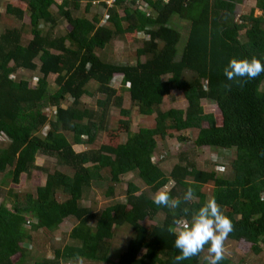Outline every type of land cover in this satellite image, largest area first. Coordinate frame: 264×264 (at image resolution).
Instances as JSON below:
<instances>
[{
    "label": "trees",
    "instance_id": "16d2710c",
    "mask_svg": "<svg viewBox=\"0 0 264 264\" xmlns=\"http://www.w3.org/2000/svg\"><path fill=\"white\" fill-rule=\"evenodd\" d=\"M81 1L85 2L82 12L88 13L96 0H10L5 8L4 14L19 27L0 34V137L9 140L0 148V175L17 185L21 175L45 171L36 164L37 154L55 158L70 173H46L45 185L35 192L8 190L5 195L0 185V198L5 195L0 203V264H24L30 255L34 238L24 226L27 216L34 221L33 230L50 232L66 218L76 220L68 232L71 241L34 264L79 258L105 261L115 230L124 224L133 236L115 264H176L179 250L175 236L167 231L172 211L155 205L151 196L169 184L173 196L195 187L196 199L187 205L192 210L215 197L235 226L228 239L260 254L264 251V73L254 80L229 81L223 70L233 57L264 60V0L255 3L261 16H254L251 9L236 22L234 0H144L151 16L117 0L106 11L105 25L98 14L104 7L90 19L73 16ZM174 17L189 21L178 58L180 33L172 25ZM59 20L66 29L56 35L51 31ZM43 25L49 29L45 31ZM140 32L149 39L137 48L135 64L117 65L99 57L98 52L116 38L135 39ZM23 33L31 37L26 43ZM36 70L40 76L34 86L31 77L12 78ZM188 73L191 80L184 79ZM118 74L123 76L122 84L114 88L110 83ZM172 91L182 93L185 110H161ZM94 95L100 96L95 111L82 105L83 97ZM125 97L140 115L154 116L152 128L130 131L131 109L124 107ZM64 100L70 104L61 107ZM203 100L215 104L217 115L206 113ZM113 107L118 108L119 119L115 128H109L106 114ZM187 130L197 131L196 150H220L214 151L213 165H226L219 155L233 152L226 176L199 169L182 153L169 173L159 167L154 160L157 139ZM100 133H105L106 141L95 147ZM132 172L148 193L129 182L124 202L99 212L81 205L94 180L107 182L105 195L112 198L121 178ZM58 193L65 198L61 202ZM154 219L156 224H146ZM202 254L179 264H207L201 261ZM220 264L237 263L225 256Z\"/></svg>",
    "mask_w": 264,
    "mask_h": 264
},
{
    "label": "rangeland",
    "instance_id": "374dc122",
    "mask_svg": "<svg viewBox=\"0 0 264 264\" xmlns=\"http://www.w3.org/2000/svg\"><path fill=\"white\" fill-rule=\"evenodd\" d=\"M10 0H0V14H1V22H0V34L3 33L6 29H12L19 27L17 21L13 18L8 17L4 14L5 8L7 3ZM236 2L235 12L232 15V20L235 22L239 20V17L242 15H247L251 9H254V16H261L262 12L255 8L256 0H234ZM85 2L81 1L79 5V9L77 11H72L73 16L84 17L86 19H90L97 10H101L98 8H91L89 13L82 12ZM94 10V11H93ZM56 12L55 8L52 7V13ZM101 17L102 12L98 13ZM27 21V20H25ZM28 22V21H27ZM172 25L177 27L180 33V40L177 45V58L180 55V52L183 48L185 38L188 34L189 30V21L181 20L177 17L172 19ZM42 28L47 31L49 29V25H43ZM66 23L63 20H59L56 27L52 29V33L56 35H61L65 33ZM141 33V32H140ZM30 34L23 33L22 39L23 43H26L28 39H30ZM240 38L243 39V31L240 33ZM145 41L139 35L135 39L128 38L127 40H123L121 38H116L113 40L109 45H107L103 50L98 52L100 58L104 61L117 64V65H129L135 64L136 62V50ZM143 58H141L142 60ZM36 63L37 60H36ZM31 77L30 85L34 86L36 84V79L40 76L38 70L31 73H18L12 76L14 80H18L20 77ZM193 78L192 74H186L184 79L191 80ZM54 76L51 75L48 77L49 87L52 88V81ZM112 87L116 88L119 87V83L116 81L111 84ZM91 87L89 90L93 91ZM100 96H85L82 98V105L86 108L91 110H96L95 100ZM70 104V101L64 100L61 102V107H66ZM215 104L209 102L207 100L202 101L203 109L206 113H211L217 115L218 110L214 106ZM124 107L131 109L130 115V131L137 132L140 128H152L154 126V116L151 117H144L137 112V108L132 106L130 102H128V98L125 97ZM187 107V102L184 99L181 92L175 91L173 96L165 98L163 105L160 107L162 111H166L168 109H179L185 110ZM107 124L109 128H115L117 121L119 119V110L118 108H111L106 114ZM46 130V128L44 129ZM197 131L196 130H187L181 133L172 134L165 139H157V148L155 151L154 158L155 161H159V167L165 172L169 173L174 165L179 163V157L182 153L186 155L189 161L195 163L199 169L207 170V171H214L220 175L226 176L229 173V163L234 156L233 152L226 153V151H222L218 158L219 161H224L226 165L223 166L222 170H219L218 167L212 164V158L214 157L215 152H220L219 149L217 151L211 150L209 148H204L200 150H196L193 146V139L196 137ZM179 137H184L186 140L180 141ZM70 139V136H69ZM125 139V135L121 137V140ZM106 141L105 133H100L97 137L95 147L100 145ZM9 140L5 136L0 137V148L6 147ZM215 151V152H214ZM37 165H43V169L45 171H34L31 176L28 175H21L19 178V184L12 185L10 180L5 179L4 175H0V185L2 189H5V195L8 190H13L14 192H35L36 188L42 186L46 183L47 174L48 172H52L54 170H59L63 173H70L69 169L64 166H60L56 163V159L52 157L43 156L37 154ZM121 183L116 186L115 188V195L112 198H108L105 195L106 189L108 187L107 182L105 181H98L94 180L91 186V189L86 197L81 201V205L84 207H91V209L95 212H99L105 207L118 203L124 202V196L127 184L129 182L137 185L142 192H147L148 189L144 186L141 180L137 177L135 172L129 173L124 175L121 178ZM167 188H171L172 185L166 186ZM5 195L3 197H5ZM153 197V195H151ZM3 197L0 198V203L3 201ZM56 199L58 201H63L65 198L62 193H58L56 195ZM9 206V205H8ZM27 218H31V216H27ZM70 219H65L59 227L50 232L45 229L33 230L31 225L28 226L24 224L26 228L31 230L32 237L34 238L29 245L30 248V255L27 257V260L24 264H34L35 260L38 259L40 256H48L52 257L53 249L57 247H62L63 245L69 243L71 240L68 236V232L72 228L74 224H76V220L74 218L69 217ZM158 220V219H157ZM161 220V219H159ZM156 219L149 220L146 224H156ZM133 236V231L131 227L127 224L120 226L117 230H115L114 236L110 240L111 247L108 257L105 261H96V260H87L83 258L79 259H71V260H64L62 264H115L119 254L125 249L127 241L129 238ZM226 248L227 253L226 256L230 258L234 263L237 264H264V251L260 254H255L251 251H247L246 247L242 248L241 244L238 242H234L231 240L226 241ZM144 249L142 250V252ZM207 252L203 253L201 256V261L205 260V256ZM206 261V260H205Z\"/></svg>",
    "mask_w": 264,
    "mask_h": 264
},
{
    "label": "clouds",
    "instance_id": "9594fccd",
    "mask_svg": "<svg viewBox=\"0 0 264 264\" xmlns=\"http://www.w3.org/2000/svg\"><path fill=\"white\" fill-rule=\"evenodd\" d=\"M223 71L229 81L237 78L254 80L264 73V60L256 56L250 59L233 57ZM122 79V75H114L110 85L114 81L121 85ZM225 87L230 88L231 85ZM195 199L196 189L193 186L187 187L182 196H173L171 189L164 187L152 197L155 205L172 211L173 219L167 231L175 236L174 246L179 250L175 256L176 264L199 256L205 252L206 246L207 264H220L227 253L226 241L235 227L233 220L223 211L215 197L208 198L201 207L192 210L187 205ZM181 205L185 206L181 208ZM177 210H180V215Z\"/></svg>",
    "mask_w": 264,
    "mask_h": 264
},
{
    "label": "built area",
    "instance_id": "2783aa9c",
    "mask_svg": "<svg viewBox=\"0 0 264 264\" xmlns=\"http://www.w3.org/2000/svg\"><path fill=\"white\" fill-rule=\"evenodd\" d=\"M116 1L117 0H96V1H92L90 3L91 8L100 9L101 7H104L103 11H102V18H101V24L102 25H105L107 23V20H108V15L106 14V11L108 9H111L115 5ZM152 1H156V0H152ZM160 1L167 3L169 0H160ZM124 4L127 6L134 7L136 9H138L139 11L145 13L147 16L152 15L151 7L146 2H144V0H124ZM139 35L145 41H147L149 39V36H147V34H145L143 32L139 33ZM215 166L218 167L219 170H222V168H223V166L220 165L219 163L218 164L216 163ZM33 222L34 221L32 219H26L25 224L30 226Z\"/></svg>",
    "mask_w": 264,
    "mask_h": 264
},
{
    "label": "crops",
    "instance_id": "0c3cea01",
    "mask_svg": "<svg viewBox=\"0 0 264 264\" xmlns=\"http://www.w3.org/2000/svg\"><path fill=\"white\" fill-rule=\"evenodd\" d=\"M90 7H91V5H90ZM89 11H90V8H89V10H88V13H89ZM94 11V10H93ZM97 12H99V10H97ZM96 13V12H95ZM174 92L175 91H172L167 97H165L166 99L168 98V97H171V96H173V94H174ZM182 94V93H181ZM165 98H164V100H165ZM164 100H163V103H164ZM163 103H162V105H163ZM161 105V106H162ZM145 117V116H144ZM204 149V148H203ZM45 185V184H44ZM66 219H70V218H66Z\"/></svg>",
    "mask_w": 264,
    "mask_h": 264
}]
</instances>
